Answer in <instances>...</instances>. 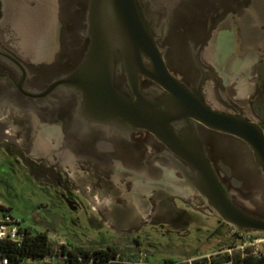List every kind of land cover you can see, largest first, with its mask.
<instances>
[{"label":"flooded vegetation","instance_id":"af4514ba","mask_svg":"<svg viewBox=\"0 0 264 264\" xmlns=\"http://www.w3.org/2000/svg\"><path fill=\"white\" fill-rule=\"evenodd\" d=\"M137 1L154 45L174 78L191 93L200 94L210 108L263 123L264 0ZM39 3L33 5L40 10L43 6L46 20L58 18L63 30L57 37L49 27L40 30L34 52L21 54L5 35L8 0H0V109H11L0 122L16 127L22 162L35 180L66 189L78 186L72 177L76 174L81 188L125 189L126 201L116 193L113 206H131L137 222V208L130 200L145 198L153 189L162 193L169 184L183 187L182 169L193 171L151 131L105 115L86 92L71 83L90 54L92 0ZM255 44L261 48H254ZM114 50L116 91L132 102L140 97L158 105L168 99L167 90L137 73L131 62L137 59L126 44L118 43ZM138 59L144 67L153 66L145 53ZM241 76L250 83L245 104L240 103L238 93ZM172 129L178 136L196 132L228 197L264 219V176L247 143L193 120L174 122ZM172 170L179 179L168 174ZM82 194L100 205V191L94 197ZM242 199L254 207L248 208Z\"/></svg>","mask_w":264,"mask_h":264},{"label":"rangeland","instance_id":"374dc122","mask_svg":"<svg viewBox=\"0 0 264 264\" xmlns=\"http://www.w3.org/2000/svg\"><path fill=\"white\" fill-rule=\"evenodd\" d=\"M35 1L39 3V0H8L5 35L21 54L34 52L40 30L49 27L55 37L63 30L58 18L45 19L43 6L40 10L33 5ZM259 46L255 44L254 48ZM238 81L240 103L245 104L250 83L242 76ZM10 111L0 109V120ZM13 125L0 122V205L32 234L47 232L52 243L72 249L94 251L122 246L130 248L126 254L142 251L148 254L151 264L199 261L227 249L232 250L233 256L241 253L238 249L241 242L233 239L232 227L215 215L201 195L187 186L169 184L162 193L153 189L146 192L145 198L130 200L137 208L139 221L136 222V211L131 206H113L118 195L126 201L129 194L125 189L81 188L82 180L76 174L72 177L78 182L77 187L62 189L38 182L22 162V146ZM168 174L180 178L173 170ZM99 191L100 205L82 196V193L98 196ZM242 201L248 208L254 207L250 200ZM4 214L0 210V218ZM26 264L33 262L29 260ZM54 264L64 263L55 261Z\"/></svg>","mask_w":264,"mask_h":264},{"label":"water","instance_id":"95a60500","mask_svg":"<svg viewBox=\"0 0 264 264\" xmlns=\"http://www.w3.org/2000/svg\"><path fill=\"white\" fill-rule=\"evenodd\" d=\"M89 22L92 38L90 54L71 83L86 92L89 101L97 104L105 115L147 129L164 141L193 171L182 169L186 179L183 186L201 195L224 223L238 230L264 233V219L238 207L228 197L197 133L185 132L178 136L172 129L174 122L193 120L243 140L251 148L256 165L264 176V105L263 123H257L243 114L216 111L204 102L200 94L191 93L167 70L140 15L137 0H92ZM118 43L126 44L132 56L135 55L137 60L131 62L137 73L168 91L167 100L154 105L139 97L132 102L114 89V49ZM140 53L151 57V68L141 65L138 59ZM258 198L261 199V196L258 195Z\"/></svg>","mask_w":264,"mask_h":264},{"label":"trees","instance_id":"16d2710c","mask_svg":"<svg viewBox=\"0 0 264 264\" xmlns=\"http://www.w3.org/2000/svg\"><path fill=\"white\" fill-rule=\"evenodd\" d=\"M0 210L4 213L8 211L0 205ZM28 236L23 240L21 244H17L11 241H0V259L1 254L9 258L12 264H26L29 260L33 264H44L45 259L52 258L53 256H66V264H77L79 257L89 259L90 257L100 258L101 260H107L114 257L118 252H127L128 248L120 246L109 247L107 249L100 250H86L83 248H69L67 245H57L50 241L47 232L38 234H32L29 229H25ZM264 233H255V236H261ZM233 260V264H264V256L255 257L252 254L243 256L239 253L236 256H224L218 263L227 262ZM198 263V262H196ZM165 264H185L176 263L173 261H166Z\"/></svg>","mask_w":264,"mask_h":264},{"label":"built area","instance_id":"2783aa9c","mask_svg":"<svg viewBox=\"0 0 264 264\" xmlns=\"http://www.w3.org/2000/svg\"><path fill=\"white\" fill-rule=\"evenodd\" d=\"M256 232H249L244 230H238L231 228V234L233 239L239 240L241 244L238 249L243 256L252 254L255 257L264 256V235L255 236ZM28 236V233L24 228L20 226V223L12 218L9 213H5L0 218V241H11L17 244H21L23 240ZM229 255L232 256V250H221L217 254L209 255L199 261H190L185 264H233V260L227 262L218 263L222 257ZM66 256H53L52 258L45 259L44 264H54L55 261L63 262L66 264ZM198 262V263H196ZM0 264H12L9 258L1 254ZM77 264H151L148 261V254L142 251H132L130 253L118 252L114 257L107 260H101L100 258L90 257L89 259L79 257Z\"/></svg>","mask_w":264,"mask_h":264}]
</instances>
